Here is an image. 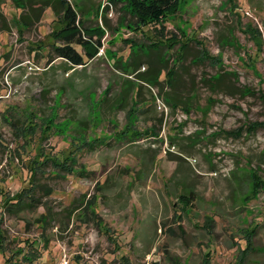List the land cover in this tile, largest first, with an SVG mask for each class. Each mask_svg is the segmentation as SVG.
<instances>
[{
	"label": "rangeland",
	"instance_id": "1",
	"mask_svg": "<svg viewBox=\"0 0 264 264\" xmlns=\"http://www.w3.org/2000/svg\"><path fill=\"white\" fill-rule=\"evenodd\" d=\"M73 1L91 10L103 46L69 75L48 60L53 11L0 0L6 253L17 264H241L255 230L247 263L264 264V187L250 179L257 167L264 179V0H179L163 35L127 0ZM133 60L161 82L118 108ZM221 75L219 86L208 81ZM170 91L185 107H169ZM102 137L112 139L99 146ZM34 167L37 207L7 211ZM190 188L188 205L180 194Z\"/></svg>",
	"mask_w": 264,
	"mask_h": 264
},
{
	"label": "trees",
	"instance_id": "2",
	"mask_svg": "<svg viewBox=\"0 0 264 264\" xmlns=\"http://www.w3.org/2000/svg\"><path fill=\"white\" fill-rule=\"evenodd\" d=\"M114 4H116L117 0H110ZM18 8H24L25 6L32 5L36 3V0H13ZM44 7L50 8L54 15L58 18V22L60 23L59 27L54 30V41L50 42V51L48 54V60L53 62L56 59L63 60L65 64V69L67 72L75 67L88 66L96 57L98 56L99 49L102 48L103 42L101 38L96 37L98 35V26L89 25V17L90 9H84L79 6L78 3L73 0H41ZM130 7L135 11L137 15L138 22L142 27L148 26L150 24H154L157 27V31L163 35L164 30L167 28V24L169 22V13L177 6L179 0H127ZM98 15V14H96ZM21 18L25 24H28V20L21 13ZM30 21V20H29ZM135 58V57H134ZM140 62H136L133 60L131 64L128 66L131 67L130 73L123 70V74L127 75L123 78L122 89L120 92V96L124 101L118 103L121 108H129L137 105L138 98L143 87L146 86H155L158 87V84L161 82V74H156L157 71H154L151 67L150 70L146 72L140 71ZM117 70L123 69V65L115 64ZM136 76L135 79L130 78L129 76ZM168 75V72H167ZM174 74H171V76ZM226 75H221L220 77H216V79H208V81L216 83V86L220 85L224 80ZM109 93V91H108ZM233 93V92H231ZM167 104L169 107H181L186 105L185 99L182 97L174 96L171 91L165 97ZM133 101H132V100ZM119 137L114 138L117 142H121L126 140V138ZM102 139H107L104 141L105 143H98L99 146L108 145L109 140L112 137H102ZM130 140V139H129ZM131 142V140H130ZM89 147L94 148L96 145L94 143H89ZM73 162V161H72ZM74 164V163H72ZM34 172L31 176L30 184L23 187L22 192L15 196H10L4 199L3 205L6 210L18 213L23 210H32L37 207L38 198L36 197L37 191L40 189L38 175L39 168L34 167ZM259 167L255 168L250 174V179L254 184V191L258 192L261 188L264 187V179L260 177ZM81 172V171H78ZM44 188V187H42ZM50 193V190L48 191ZM4 194V189L2 184H0V197ZM195 197V190L190 188L185 193L180 194V199L184 201L186 204L190 205L193 198ZM79 207H76L74 204L69 212L74 213L78 210ZM45 219V220H44ZM85 220V219H84ZM47 224L49 220H46L45 215H42V220ZM4 234V233H3ZM0 232V255L3 257L4 264H17L16 261L12 260V256L6 253L4 247V235ZM256 231L253 230L252 233L247 238L246 247L243 248V251L246 252L244 254L241 264H248L247 258L250 252L255 251L252 243V238L255 236ZM49 239L45 240V245L48 244ZM248 252V253H247ZM211 253L208 251L205 255H210ZM25 260L32 262L34 257H27L23 255Z\"/></svg>",
	"mask_w": 264,
	"mask_h": 264
},
{
	"label": "crops",
	"instance_id": "3",
	"mask_svg": "<svg viewBox=\"0 0 264 264\" xmlns=\"http://www.w3.org/2000/svg\"><path fill=\"white\" fill-rule=\"evenodd\" d=\"M245 5L248 6V7H250V5H249V0H245ZM60 60H61V59H60ZM94 60H96V59H94ZM94 60H93V61H94ZM93 61H92V62H93ZM92 62H91V63H92ZM91 63H90V64H91ZM90 64H89V65H90ZM79 68L82 69V68H85V67H80V66L75 67V68H73V69H71V70L68 71V72H69V75H70V72L76 74L75 72H76L77 70H79ZM81 69H80V70H81Z\"/></svg>",
	"mask_w": 264,
	"mask_h": 264
},
{
	"label": "built area",
	"instance_id": "4",
	"mask_svg": "<svg viewBox=\"0 0 264 264\" xmlns=\"http://www.w3.org/2000/svg\"><path fill=\"white\" fill-rule=\"evenodd\" d=\"M62 264H68V260L66 257H65L64 262Z\"/></svg>",
	"mask_w": 264,
	"mask_h": 264
}]
</instances>
